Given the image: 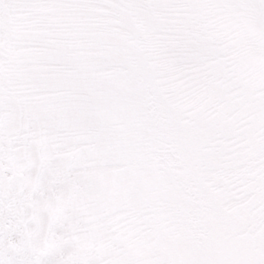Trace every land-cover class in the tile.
<instances>
[{
  "label": "snow or ice",
  "instance_id": "6c2138e0",
  "mask_svg": "<svg viewBox=\"0 0 264 264\" xmlns=\"http://www.w3.org/2000/svg\"><path fill=\"white\" fill-rule=\"evenodd\" d=\"M0 264H264V0H0Z\"/></svg>",
  "mask_w": 264,
  "mask_h": 264
}]
</instances>
